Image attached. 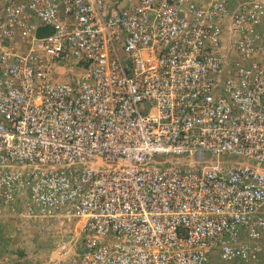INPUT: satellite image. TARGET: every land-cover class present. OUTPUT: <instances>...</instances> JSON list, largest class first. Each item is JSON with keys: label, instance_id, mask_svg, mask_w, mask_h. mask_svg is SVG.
<instances>
[{"label": "built area", "instance_id": "built-area-1", "mask_svg": "<svg viewBox=\"0 0 264 264\" xmlns=\"http://www.w3.org/2000/svg\"><path fill=\"white\" fill-rule=\"evenodd\" d=\"M263 6L0 0V213L75 219L71 264L264 257Z\"/></svg>", "mask_w": 264, "mask_h": 264}, {"label": "rangeland", "instance_id": "rangeland-1", "mask_svg": "<svg viewBox=\"0 0 264 264\" xmlns=\"http://www.w3.org/2000/svg\"><path fill=\"white\" fill-rule=\"evenodd\" d=\"M257 33L261 34V28L257 30ZM70 78L68 73L62 77L66 81H69ZM209 157L210 154L205 152V158ZM162 158L163 156H156L157 160ZM219 159L249 162V160L231 154L221 155ZM0 225L2 235L8 238L7 240L4 237L0 239L2 240L0 246L5 249L0 250V264H71L70 261L62 262L55 256H50V251L55 248L60 239L67 241L76 234L77 230L72 221H66L63 218L21 219L8 215L4 209L0 213ZM4 240L7 241L5 245L3 244ZM262 246L264 247V243ZM231 264L241 263L233 260Z\"/></svg>", "mask_w": 264, "mask_h": 264}, {"label": "clouds", "instance_id": "clouds-1", "mask_svg": "<svg viewBox=\"0 0 264 264\" xmlns=\"http://www.w3.org/2000/svg\"><path fill=\"white\" fill-rule=\"evenodd\" d=\"M261 1H264V0H261ZM263 11H264V6H263ZM261 24L260 25H258L257 26V30L259 29V28H261V34H262V38H263V40H262V42L264 43V14H263V16H262V22H260ZM63 219H66V221H72L75 225H74V227L76 228V230L78 229V227H77V223H76V220L75 219H72V218H69V219H67V218H63ZM77 232H78V230L76 231V234L75 235H73V236H71L70 238H74L76 235H77ZM69 238V239H70ZM68 239V240H69ZM63 242H65L63 239H60L57 243H56V245H55V248L53 249V250H51L50 251V256H55V254H56V250L58 249V247H59V245L61 244V243H63ZM55 258H58L57 256H55ZM53 259V258H52ZM59 259V258H58ZM50 260V259H49Z\"/></svg>", "mask_w": 264, "mask_h": 264}, {"label": "trees", "instance_id": "trees-1", "mask_svg": "<svg viewBox=\"0 0 264 264\" xmlns=\"http://www.w3.org/2000/svg\"><path fill=\"white\" fill-rule=\"evenodd\" d=\"M47 31V30H46ZM46 31H44V29H38L37 30V35H40V34H42V33H44V32H46ZM0 228H1V225H0ZM14 235H15V233H14ZM4 236L2 235V233H1V229H0V239L1 238H3ZM6 240L8 239L7 237H4ZM0 242H2V240H0ZM3 244L5 245V244H7V241H3ZM0 248H2V249H0V250H5L3 247H1L0 246ZM263 259V260H262ZM254 264H259V263H262V264H264V257H261V258H259L256 262H253Z\"/></svg>", "mask_w": 264, "mask_h": 264}]
</instances>
